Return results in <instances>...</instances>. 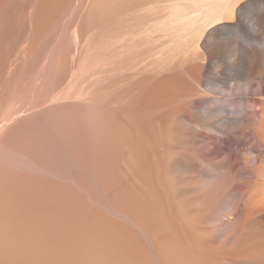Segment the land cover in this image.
I'll return each instance as SVG.
<instances>
[{"label": "rangeland", "instance_id": "obj_1", "mask_svg": "<svg viewBox=\"0 0 264 264\" xmlns=\"http://www.w3.org/2000/svg\"><path fill=\"white\" fill-rule=\"evenodd\" d=\"M15 1L10 10V27H6L0 38L3 102L0 115L4 118L17 109L19 114L0 128V137L14 129L12 152L27 157L50 174L17 163L5 151V155L1 154V170L11 175L2 180V184L8 186L1 193L12 198L18 195L22 203L25 199L24 206L33 212H27L31 217L20 214L24 212L23 208L27 209L18 202L19 199L12 203L16 207L12 205L11 208L15 210L18 204L22 211H16L19 214L15 212V216L18 215L19 220L24 217L22 221L31 218L30 225L27 220L24 222L29 225L27 229L30 233L34 229L39 232L31 233L35 240L30 234L24 237L23 246L1 245V264H130L127 256L121 255L127 252V247L123 250L116 241L109 242L115 237L98 240L99 236L94 235L97 225L115 229L113 235L128 238L137 247L138 255L142 252L140 255L146 258L149 253L144 237L122 215H131L144 226L145 215L141 212L138 215L132 209L133 204L136 205L134 197L145 191L144 167L136 149L141 151L148 131L165 134L164 140L161 141V135L158 138V149L162 147L160 143L165 144L163 150L172 154L166 165L171 170L166 168L165 171L170 172H166L168 184L182 207L190 209L191 202L195 205L204 200L211 205L217 199L222 201L229 188L238 181L236 171L226 170L200 185L203 167L196 159L201 155V145L191 140L197 133L192 123L197 125L206 118L197 112L190 100L205 94L218 96L205 90L202 84L205 74L199 78L200 71L195 67L197 61L193 59L199 51H210L221 43V39L206 35V30L215 23L206 25L200 19L219 12L216 21L219 24L237 21L240 4L250 0ZM32 10L36 15L30 18L29 11ZM23 46L27 47L20 56ZM165 67L170 75L182 79L179 98H184L171 105L161 99L149 102L150 93L162 81ZM8 104L15 106L12 109ZM19 104H23L22 109ZM6 108L11 110L5 114ZM156 121H160L159 125ZM204 160L207 164H216L223 159L208 155ZM223 212L228 214V211ZM76 220L79 226L87 223L86 228H77ZM63 224H66L65 231L60 232L58 228ZM234 226L230 228L234 231L227 230L225 237L223 235L214 242H222L233 232L237 233L236 236L233 234L236 238L239 231ZM56 227L60 236L55 235ZM68 227L73 232L70 233L73 239L80 231L84 240L70 237L73 245L70 241L66 243ZM43 228L42 233L47 232L42 234L39 230ZM91 229L94 234H88ZM206 230L208 235L213 234L212 228ZM16 232H12V236H16ZM64 232L68 237H64ZM45 233L52 235L48 238ZM15 236L16 241L18 232L17 238ZM30 237L34 242H40L34 243ZM55 237L57 240L60 237L62 242L57 243ZM103 243L106 245L102 246ZM144 258L142 260L147 262Z\"/></svg>", "mask_w": 264, "mask_h": 264}, {"label": "bare ground", "instance_id": "obj_2", "mask_svg": "<svg viewBox=\"0 0 264 264\" xmlns=\"http://www.w3.org/2000/svg\"><path fill=\"white\" fill-rule=\"evenodd\" d=\"M14 1L15 0H0V38L6 27H10L9 19H12L10 10H12V6L14 8ZM32 11H29L30 18L36 15V11H33V15ZM238 11L240 17L237 21L222 22L219 24L216 22L218 21L219 12L215 13L213 16L205 15L200 19V21L206 25L215 23L210 29L206 30V35L208 38L221 39V43L214 46L210 51H199L193 59L197 61L195 67L200 71L199 78L203 73L205 74V77L203 78L204 82L202 83L205 90L211 93H216L218 96L216 97L214 95V97L205 94L190 100L197 112H199L203 118H206V121L197 123V125L191 122L193 125L192 127L197 130V133L191 136V140L192 142L201 145L199 148V152H201V155L199 156L200 158L198 157L196 159V163L203 167V170L201 171L202 173L200 174V185L202 186L208 183L214 178V176L225 173L226 170L236 171L238 181L236 182V185L234 184L233 187L229 188L227 195L222 201H218L217 199L211 205V202L207 203V200H204L200 204L195 205L191 204V202L189 204L191 205L190 209L182 207V204H180L181 202L179 201L178 203V199L174 196L171 186L168 184L169 175H167L166 172L169 171H165L166 168L171 170V168L168 166L166 167V165L169 162V159H172V154L170 156L166 149L163 150L162 147L165 144L160 143L159 145L162 147L161 149H158V138H160V135L162 137L164 133L159 134L162 132V127H160L159 131L161 132L158 134L156 132L148 131L144 136L145 141L142 142L145 145H143L141 151L136 149V154L140 157L144 167L146 178L145 191L142 192V195L139 194V196L134 197L133 201L136 205L133 204L134 208L132 209L138 215H145V222L142 224L144 226H141L137 219L131 217V215L123 214L122 217L125 218L130 225L132 224L131 226H133V228H136L141 232L142 235L140 236L144 237V240L146 241L148 248L146 251H148L149 255L144 258L140 255L143 253L140 252L139 257L137 247H135L128 238L122 237L123 235H113L115 229L112 227H110V229H104V227L102 228L97 225L96 228L94 227L96 225L91 226L89 224L91 228H96L97 232L93 229L95 232L94 234L91 229V233L89 232L88 234H92L93 232L94 235L99 236L98 240L106 236H109L111 239L113 236L115 238H112L109 242L114 243L116 241V244L119 245L120 249L124 247L123 250L127 247V252L121 253V255L125 254L129 259L130 262L128 263L130 264H264V0H250L243 2L240 4ZM29 21L31 20H28V22ZM26 47L27 46H23L21 48L19 51L20 56H22L21 53L25 51ZM17 57L15 56L16 59H19V56ZM168 71V68L165 67L162 81L157 89L153 90V93H150L149 102H157V100L161 99L166 105H171L173 102L184 98H179L182 95V89L180 87V83L183 84L182 79L178 75H170ZM42 74L44 73L42 72ZM7 101L8 100L6 99V102ZM1 103L3 104V102H1L0 90V109ZM10 103L12 104V102ZM9 106L13 109L15 105ZM19 106L20 109H22L23 104H19ZM10 110H5V114ZM27 110L25 109L24 112ZM18 111L19 110L17 109L7 113L8 115L6 114V117L4 118L0 115V128L7 125L6 123H9L12 119H16L15 117H18L17 114H19ZM159 122H157V125H159ZM168 125L166 127H168ZM158 128L159 127L157 126V129ZM170 128L172 129V127ZM12 130L14 131V129ZM12 130L4 135H2L3 133L1 134L0 157L5 151L7 156H10L12 160H16L17 163L26 167L28 166L43 174H50L47 170H44L27 160V157L23 158L12 152L11 144L15 139ZM164 136L160 138L161 141L164 140ZM225 138L227 141H224ZM169 142L171 143V141ZM166 144L168 145V143ZM208 155L210 157H215V159L223 160L222 162H220V160L215 162L216 164H207L204 160V156ZM134 161L137 162L138 160ZM1 163L2 161L0 162V264L1 245L6 246L11 244L12 246L13 243V245L17 244L23 246L25 243L24 237L29 234L32 236L31 233L36 231L34 229V231L30 233L29 229H27L30 225L29 220L31 218H28L27 220L25 217L26 219L22 221L24 217L19 220V216H15L16 213L23 210L24 212L20 214L24 213L23 216H25L26 213L27 217H31V214H27L30 209H27L26 206H24L25 199H23L24 201L22 203L19 199L21 197H18L17 195L21 192H17V198L9 197V195L6 197L1 193L3 188L8 186L7 183H4L5 185H3L2 180L11 178V175L8 172L1 170ZM212 184L214 185V183ZM139 192H141V190ZM18 199V202L23 204L27 211L24 208H20L18 204L15 210L11 208L13 205L12 203L15 201L17 203ZM25 203L28 202L26 201ZM13 207L16 206L13 205ZM223 211H228V214L226 212V214H224ZM31 212L32 211L29 213ZM139 212L141 213L139 214ZM5 213L7 215H4ZM71 215L74 214L71 213ZM238 216L240 219H238ZM68 217V219H70V216ZM77 217L76 214V219ZM79 219L80 218H78V220ZM26 220L29 223L26 222ZM21 221L24 225L20 224ZM24 222L29 225H25ZM61 223L62 222L58 224L62 225ZM76 223H78V221ZM80 223H78V226H76L77 224L75 226L77 228H86L85 225L87 223H85L84 226H79ZM60 225H57V227ZM64 225L66 224H63V229H61V226V228H58L61 231L56 227L55 235L60 236V232L66 228H64ZM233 225H235L234 227H237V230L239 231L236 238L233 237V234L235 233L233 232L232 234L230 233L231 235L228 233L225 239L222 237V239H224H221L222 242H214L217 238H220L223 235L225 237V233ZM23 226L27 227L25 228ZM75 226L74 228L76 229ZM117 226L120 227L119 225ZM44 228L39 231L45 230ZM207 228L213 229L212 235H210L211 233L208 235ZM70 229V227L67 228V230ZM16 231L21 240L17 238ZM70 231L69 234H67L68 231H66L67 233L64 232V237H68L67 235H69L68 240L66 239V243L71 240L70 237L72 240H76L80 237L82 238V232L80 234L79 231V234L76 235L77 237H74L75 239H73V235L70 234H73V232ZM75 231L77 232V229L74 230V232ZM232 231H234V229H232L231 232ZM12 232H16V236L15 234L12 236ZM36 232H38V230ZM44 232L47 231H43V233ZM103 232L105 233L102 234ZM40 233H42V231ZM47 234L49 235V233H45L44 235L48 238L52 235L50 234V236H48ZM236 234H234V236H236ZM33 235H35V233ZM1 236L4 237V240H2ZM14 236L17 238L16 241L13 239ZM32 237H30V239L35 240L36 237ZM45 237L43 238L47 240ZM58 238L60 239V237ZM232 238L235 239L233 242H227ZM55 239L57 243L62 242L59 239L57 240V237H55ZM31 240L27 241L31 242ZM80 240L81 239H79V242ZM153 240H155L156 244ZM35 242L38 243L40 241ZM70 242L71 245H73L72 241ZM75 242L73 243L75 244ZM32 243H29V245H32ZM76 243L79 244L78 241ZM105 245V243L102 244V246ZM105 251L108 252L107 249ZM143 258L147 259V262L146 260H142ZM125 261L128 260L125 259Z\"/></svg>", "mask_w": 264, "mask_h": 264}]
</instances>
